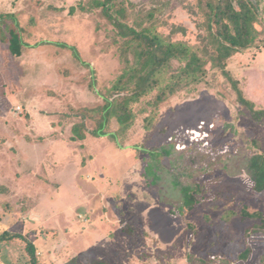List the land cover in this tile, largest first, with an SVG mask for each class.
<instances>
[{"label":"rangeland","instance_id":"obj_1","mask_svg":"<svg viewBox=\"0 0 264 264\" xmlns=\"http://www.w3.org/2000/svg\"><path fill=\"white\" fill-rule=\"evenodd\" d=\"M79 1L0 0V15H16L27 43L17 55L0 38V235H24L35 245L39 264H65L74 257L80 264L100 259L197 264L191 256L215 258L214 264H264V192H256L250 180L255 169L250 154L264 152V123L217 68L157 107L156 91L132 103L137 118L129 127L112 115L104 129L108 134L93 133L101 113L83 109L106 104L99 92L110 94L127 67L126 55L131 63L134 56L121 55L123 41L100 9L70 14ZM251 1L262 34L256 46L233 56L227 69L259 110L264 109V2ZM126 2L134 7L131 20L136 12H152L147 23L165 40L200 48L207 43L198 0ZM180 65L173 61L174 68ZM80 122L86 126L84 139L73 131ZM175 140L186 155L239 148L242 158L229 167L237 177L217 169L202 179L204 200L193 209L179 187L171 188L168 198L187 207L173 213L176 208L160 201L159 188L145 176L146 155L133 147ZM146 175L155 185L171 177L168 171ZM256 212L262 215H248ZM247 244L253 252L242 261L238 256ZM29 260L26 240L0 241V264Z\"/></svg>","mask_w":264,"mask_h":264},{"label":"trees","instance_id":"obj_2","mask_svg":"<svg viewBox=\"0 0 264 264\" xmlns=\"http://www.w3.org/2000/svg\"><path fill=\"white\" fill-rule=\"evenodd\" d=\"M198 7L204 16V26L207 42L203 48L196 47L186 41L165 40L160 34L154 33L152 22L153 13L146 14L136 12V17L131 20V8L126 0H81L77 5L70 8V14L78 11L88 12L92 9H100L101 14L106 17L114 26L117 36L123 41L120 44L121 55L132 53L134 60L131 63L126 55L127 67L109 89L110 94L104 95L99 92L105 101L101 107L84 108L83 110L94 113H101L98 128L93 130L97 135H106L104 132L108 117L117 115L127 128L131 125L137 113L132 109V103L139 102L143 97L156 91V101L154 106L167 100L172 95L186 86L201 84L211 70L220 69L224 75L235 83L238 93V100L250 108L253 117L264 123V109H256L255 103L246 98L242 89L238 87V82L230 76L227 69L229 60L237 53L256 46L262 31L259 30V17L257 6L251 0H198ZM137 8V6H136ZM4 26V28L2 27ZM22 27L14 13L0 15V38L2 41L10 42L12 53L20 55L23 45H27L21 37ZM77 57L82 64L87 65L91 71L92 64L84 62L78 53ZM179 61L178 68L173 67V61ZM170 71V76L167 77ZM95 82V81H94ZM150 116L147 117L149 120ZM73 131L79 139L85 138L86 126L83 122L73 125ZM110 136L119 142L116 133ZM75 135L72 136V138ZM173 143V144H172ZM178 142H165L152 148L134 146L139 153H143L146 161L145 176L150 180V184L159 188L160 201L165 204L183 207L185 204H176L168 198L171 188L179 187L185 201L193 209L204 200L201 195L204 189L202 179L207 175H212L217 169L224 170L227 175L237 177L229 172V167L234 166L241 160L238 149L236 152L220 153L216 155L202 154V156L186 155L180 153ZM176 155V156H175ZM250 160L254 165V175L250 177L253 188L258 193L264 192V152L250 154ZM175 159L172 160V157ZM169 158V164L164 160ZM192 163H191V161ZM224 163L222 166H217ZM151 170L154 173L168 171L171 177L167 182L153 184L146 172ZM173 209V213L180 211ZM184 208H187L186 206ZM252 217H260L259 212L248 214ZM125 232L132 234L129 228ZM20 238L27 241L29 251V264H39L36 247L27 238L19 233L4 232L0 235L1 240L12 241ZM253 252V247L247 244L246 248L239 254V259L246 261ZM190 255V254H189ZM191 256V255H190ZM197 264H214L215 258H193ZM225 264H231L229 260H220ZM65 264H80L77 257L69 259ZM91 264H107L105 260H96Z\"/></svg>","mask_w":264,"mask_h":264},{"label":"crops","instance_id":"obj_3","mask_svg":"<svg viewBox=\"0 0 264 264\" xmlns=\"http://www.w3.org/2000/svg\"><path fill=\"white\" fill-rule=\"evenodd\" d=\"M260 1H261L262 3L264 2V0H260ZM261 2H260V3H261ZM11 13H13V12H11ZM24 46H26V45H23V46H22V49H23Z\"/></svg>","mask_w":264,"mask_h":264}]
</instances>
